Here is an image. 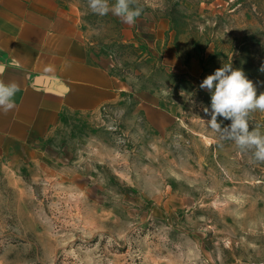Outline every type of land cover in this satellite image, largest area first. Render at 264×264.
I'll list each match as a JSON object with an SVG mask.
<instances>
[{
	"label": "rangeland",
	"instance_id": "rangeland-1",
	"mask_svg": "<svg viewBox=\"0 0 264 264\" xmlns=\"http://www.w3.org/2000/svg\"><path fill=\"white\" fill-rule=\"evenodd\" d=\"M61 1L117 97L0 136V264L264 260V163L207 127L200 88L232 64L264 92V0H136L131 26Z\"/></svg>",
	"mask_w": 264,
	"mask_h": 264
},
{
	"label": "crops",
	"instance_id": "crops-1",
	"mask_svg": "<svg viewBox=\"0 0 264 264\" xmlns=\"http://www.w3.org/2000/svg\"><path fill=\"white\" fill-rule=\"evenodd\" d=\"M61 0H0V80L15 82L16 107L0 110V136L28 138L115 99L116 80L96 67Z\"/></svg>",
	"mask_w": 264,
	"mask_h": 264
},
{
	"label": "clouds",
	"instance_id": "clouds-1",
	"mask_svg": "<svg viewBox=\"0 0 264 264\" xmlns=\"http://www.w3.org/2000/svg\"><path fill=\"white\" fill-rule=\"evenodd\" d=\"M135 5L136 0H115L113 4L109 0H88L92 13L104 16L111 12L130 26L136 23L143 11ZM259 71L264 72V66ZM200 88L211 93V111L204 108L211 117L205 122L207 127L232 140L240 152L250 153L254 163H264V132L259 126L250 130L252 114L264 113V92L257 95L253 82L232 64H223L216 69L202 81ZM19 90L15 82L6 84L0 80V110L7 113L16 107L14 98ZM218 117L230 120V125L222 127Z\"/></svg>",
	"mask_w": 264,
	"mask_h": 264
},
{
	"label": "built area",
	"instance_id": "built-area-1",
	"mask_svg": "<svg viewBox=\"0 0 264 264\" xmlns=\"http://www.w3.org/2000/svg\"><path fill=\"white\" fill-rule=\"evenodd\" d=\"M258 264H264V260H261L260 262H258Z\"/></svg>",
	"mask_w": 264,
	"mask_h": 264
}]
</instances>
